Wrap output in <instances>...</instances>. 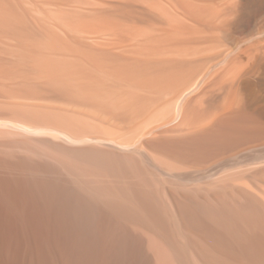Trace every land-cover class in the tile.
<instances>
[{
    "label": "bare ground",
    "instance_id": "1",
    "mask_svg": "<svg viewBox=\"0 0 264 264\" xmlns=\"http://www.w3.org/2000/svg\"><path fill=\"white\" fill-rule=\"evenodd\" d=\"M0 264H264V0H0Z\"/></svg>",
    "mask_w": 264,
    "mask_h": 264
}]
</instances>
